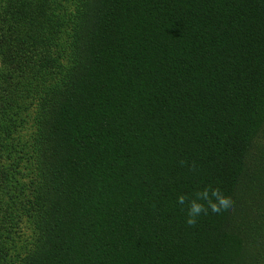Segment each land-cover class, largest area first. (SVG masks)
<instances>
[{
    "label": "trees",
    "instance_id": "1",
    "mask_svg": "<svg viewBox=\"0 0 264 264\" xmlns=\"http://www.w3.org/2000/svg\"><path fill=\"white\" fill-rule=\"evenodd\" d=\"M0 264H264V0H0Z\"/></svg>",
    "mask_w": 264,
    "mask_h": 264
},
{
    "label": "clouds",
    "instance_id": "2",
    "mask_svg": "<svg viewBox=\"0 0 264 264\" xmlns=\"http://www.w3.org/2000/svg\"><path fill=\"white\" fill-rule=\"evenodd\" d=\"M211 191V195L209 192ZM197 199H192L188 203V211L186 223L188 225H194L196 223V218L201 214L207 215L209 209L215 214H227L231 211L230 201L223 196L219 189L205 187L202 191H198L196 194ZM187 197L183 194L177 197V202L181 205L185 204ZM205 201L207 207L204 203L200 201Z\"/></svg>",
    "mask_w": 264,
    "mask_h": 264
},
{
    "label": "rangeland",
    "instance_id": "3",
    "mask_svg": "<svg viewBox=\"0 0 264 264\" xmlns=\"http://www.w3.org/2000/svg\"><path fill=\"white\" fill-rule=\"evenodd\" d=\"M27 131L23 132L24 134H26ZM32 131L28 132V135L31 133Z\"/></svg>",
    "mask_w": 264,
    "mask_h": 264
}]
</instances>
